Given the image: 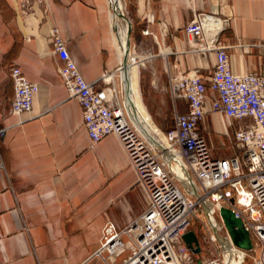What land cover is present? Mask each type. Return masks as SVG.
<instances>
[{"label":"crops","instance_id":"obj_1","mask_svg":"<svg viewBox=\"0 0 264 264\" xmlns=\"http://www.w3.org/2000/svg\"><path fill=\"white\" fill-rule=\"evenodd\" d=\"M122 4L132 24L129 54L135 49L144 57L153 54L139 67L144 70L142 89L139 70V88L150 121L160 130L173 119L169 77L198 70L206 78L214 65L212 52L189 50L184 28L195 12L217 19L210 27L228 46L233 72L260 66L264 0H122ZM112 13L109 0H44L26 14L13 0H0V264H78L98 246L107 220L117 228L125 226L120 200H126L134 216L148 205L118 138L108 134L92 144L82 108L67 97L48 40L50 28L57 26L82 77L97 82L102 72L122 64L123 19ZM145 28L150 34H141ZM12 62L38 83L28 112L12 114L9 109ZM175 109L187 111V102L177 99ZM216 123L222 126L219 130ZM236 124L220 114H206L199 121L213 157H223L216 148L224 142L232 146ZM128 253L127 248L116 255L115 263ZM88 264L103 262L93 258Z\"/></svg>","mask_w":264,"mask_h":264},{"label":"built area","instance_id":"obj_2","mask_svg":"<svg viewBox=\"0 0 264 264\" xmlns=\"http://www.w3.org/2000/svg\"><path fill=\"white\" fill-rule=\"evenodd\" d=\"M13 1L22 14L32 11L34 4L44 3ZM216 21L210 14L195 12L184 28L189 50L212 52L215 61L206 78L198 70L169 77L174 125L166 131L156 127L155 130L176 158L170 161L152 149L125 113L122 64L102 72L97 82H87L69 55L59 28H50L48 40L57 57L56 70L67 97L77 100L82 108L84 128L92 144L114 134L148 200L146 209L136 216L130 213L126 200H120L127 216L125 226L117 228L112 220H107L98 246L78 264H88L93 258L103 264H116L115 256L127 248L129 253L119 264H246L247 257L256 249L259 254L252 256L251 264H264V53L258 68L233 72L228 46L218 39V30L210 27ZM141 34L148 35L150 31L145 28ZM259 46L264 48V44ZM129 57L139 71L153 54L144 57L130 53ZM8 75L13 85L10 112H28L38 83L28 80L14 62L8 67ZM177 99L187 102V111L175 109ZM206 114H220L237 121L232 141L234 155L212 156L198 129ZM190 181L197 190L196 196L191 194ZM204 204L211 206L216 217V232L207 221ZM222 206L242 218L255 241L252 250L234 245L218 218ZM188 230L194 231L199 252L184 243L182 235Z\"/></svg>","mask_w":264,"mask_h":264},{"label":"water","instance_id":"obj_3","mask_svg":"<svg viewBox=\"0 0 264 264\" xmlns=\"http://www.w3.org/2000/svg\"><path fill=\"white\" fill-rule=\"evenodd\" d=\"M112 12L118 18L123 19L126 22V42L123 51L122 65L127 60L129 56L130 48V32L132 28L131 21L122 11L121 7L117 4L116 1L111 2ZM125 82L124 93H123V105L125 113L133 125L140 131L144 136L147 142L150 144L152 149L158 153L161 158L170 161L175 160V156L167 149L166 145L157 134L155 127L149 123V121L140 113L137 106L133 102L130 92L127 88L126 77L123 76ZM188 179L191 180L187 171L184 172ZM191 194L197 195V190L194 184L190 181ZM203 210L206 215L207 221L211 225L213 232L217 230V220L214 214L212 213L211 206L209 204L203 205ZM218 218L223 222L232 242L237 247L250 251L253 248V241L250 235V232L244 225V222L241 217L236 216L231 208L222 206L218 210ZM184 243L189 249L194 252H199V242L193 230H188L182 235Z\"/></svg>","mask_w":264,"mask_h":264},{"label":"bare ground","instance_id":"obj_4","mask_svg":"<svg viewBox=\"0 0 264 264\" xmlns=\"http://www.w3.org/2000/svg\"><path fill=\"white\" fill-rule=\"evenodd\" d=\"M114 1H116L119 7H121V0H112V2ZM126 32L127 29L125 27L120 29L122 53L124 51L123 46H125V42H126ZM121 71H122V78L123 76L126 77L127 88L130 92V96L133 102L137 106L140 113L149 121V123H151V125H153L152 122L150 121L151 117H149V114L142 101L141 92L138 84L139 71H138L137 63L133 62V60L128 56L127 60L122 65ZM123 86H125L124 80H123Z\"/></svg>","mask_w":264,"mask_h":264},{"label":"rangeland","instance_id":"obj_5","mask_svg":"<svg viewBox=\"0 0 264 264\" xmlns=\"http://www.w3.org/2000/svg\"><path fill=\"white\" fill-rule=\"evenodd\" d=\"M121 9H122V11L126 14V12H125V9H124V6H123V4H122V0H121ZM113 14V13H112ZM120 24L122 25L121 27L123 28V27H125L126 26V22L124 21V20H120ZM136 55H139V56H141L142 54L140 53V52H138L136 49L134 50V51H132V53H131V56H136ZM139 70H140V68H139ZM138 84H139V79H138ZM139 87H140V85H139ZM141 91V90H140ZM141 97H142V101H143V104L146 106L147 104H146V101H145V98H144V95L142 94V92H141ZM146 108V107H145ZM147 110V109H146ZM220 127H222V126H220L219 124H215V128H216V130H219L220 129ZM230 133L233 135V131H232V128H230ZM219 151H224L227 155H229V156H232V155H234L235 154V150H234V148L228 143V144H226V146L224 147V148H222L221 150H219ZM232 201H233V198H232ZM193 224H195V221H193ZM254 246H256V245H254ZM255 248V247H254ZM258 251H257V249H256V251L255 252H251V256H249V257H247V260H246V264H251L252 263V256H258Z\"/></svg>","mask_w":264,"mask_h":264},{"label":"trees","instance_id":"obj_6","mask_svg":"<svg viewBox=\"0 0 264 264\" xmlns=\"http://www.w3.org/2000/svg\"><path fill=\"white\" fill-rule=\"evenodd\" d=\"M135 28H136V23L135 21H133V29H132V33L131 35L133 36V34L135 33ZM17 50V45H14L13 48H12V52L15 53ZM143 73H144V70L140 69V85H141V89H142V79H143ZM142 94H143V91H142ZM144 95V94H143ZM174 125V122H173V119H169V126L166 127V129H164L165 131L166 130H169L170 128H172ZM226 142H224L223 144H221L222 146H219L218 148H216L217 151L221 150L222 148H224L226 146ZM220 152H223V157H228L229 155H227L224 151H220ZM252 241L253 243L255 242L254 241V238L252 237Z\"/></svg>","mask_w":264,"mask_h":264}]
</instances>
